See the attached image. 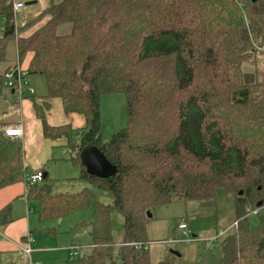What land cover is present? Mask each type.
I'll list each match as a JSON object with an SVG mask.
<instances>
[{
    "label": "trees",
    "instance_id": "obj_1",
    "mask_svg": "<svg viewBox=\"0 0 264 264\" xmlns=\"http://www.w3.org/2000/svg\"><path fill=\"white\" fill-rule=\"evenodd\" d=\"M15 1L0 0V63L9 60L12 44L17 57L15 66L0 72V96L5 75L31 56L25 71L47 82V100L34 102L44 137L66 138L76 159L97 148L117 168L109 179L86 168L79 178L114 197L124 219L120 263L112 206L88 188L53 194L48 176L27 184L24 143L6 137L4 124L0 189L25 182L41 222L94 206L93 252L84 264H174L173 258L151 260L148 212L181 201L208 202L224 190L235 195L239 217L219 264H264V0L51 1L23 27ZM44 17L46 23L23 35ZM67 24L70 33L59 34ZM107 94L126 96L128 125L105 144L101 100ZM51 99H60L67 115L84 116L80 141L72 139L70 125L48 123ZM251 212L261 216L260 226L251 225Z\"/></svg>",
    "mask_w": 264,
    "mask_h": 264
},
{
    "label": "rangeland",
    "instance_id": "obj_2",
    "mask_svg": "<svg viewBox=\"0 0 264 264\" xmlns=\"http://www.w3.org/2000/svg\"><path fill=\"white\" fill-rule=\"evenodd\" d=\"M24 2L34 1L36 3L24 6L18 12L16 18L19 27H23L29 22L34 21L45 8L49 6L51 1L59 3L62 0H21ZM49 20L48 17L34 23L33 26L24 31L23 35H31L38 27L42 26ZM71 25L67 24L59 28V34H69ZM260 50H264L260 48ZM8 61L0 63V72L8 67L17 64V57L14 45H10L8 50ZM247 72H252V68L248 64L245 65ZM29 75L28 81H23V87L28 90L34 89V94L26 93L24 98L31 102L30 110L34 120L37 116L34 109V102H41L47 96V82L43 75ZM40 76V77H39ZM31 78L34 81L31 82ZM19 95L11 94L10 89L6 86L5 92L0 96V124L20 123L22 118L26 121L24 112L21 114V101ZM59 102L60 100H55ZM54 103L52 114L57 120L59 117L66 116L63 110H59L60 105ZM23 111V109H22ZM59 111V114H58ZM57 115L56 117L54 116ZM102 115V133L101 139L103 143H108L112 138L125 129L128 125L127 100L124 94H107L101 100ZM37 118V119H36ZM38 122V121H37ZM26 123V122H25ZM21 125V124H19ZM23 125V124H22ZM6 126L3 125L2 128ZM77 126H74V128ZM79 128L82 126H78ZM3 129H1L2 131ZM81 130H72V139L76 142L80 141ZM22 139V138H20ZM23 141V140H22ZM58 141L54 147L51 161L45 166V171L49 173V180L54 182L53 194H75L85 188L94 192L97 200L105 205L112 206L111 211V230L114 242L115 261L120 263L118 255L124 238V219L120 212L114 206L113 195L106 194L100 189L91 186L89 183L82 181L79 177L82 174L83 163L81 154L76 159L74 150L67 146L66 138L55 140ZM24 143V142H23ZM28 160L32 158L34 162V150L29 145ZM34 168L30 166L28 171L34 173ZM39 207V203H38ZM153 219L148 226L149 239L152 242L150 247V258L153 262H165L173 258L174 264H219L221 259V248L226 237L234 234V225L238 222L237 200L235 195L228 194L224 190H219L215 198L208 202L202 201H181L167 206L155 207L152 209ZM261 216H264V209L261 210ZM251 212L250 222L253 227L260 226V217ZM94 219V206L90 208L75 211L63 218L41 222V227L47 230L56 229L60 233L59 247L69 246L74 243L82 248L83 259H87L93 252V235L91 223ZM180 223H186L189 234V240L183 238V232L179 229ZM226 232V236H218L219 232ZM38 232H36L37 234ZM195 236V237H194ZM56 243V242H55ZM53 241L52 245L55 244ZM51 247V245H50ZM153 250H158L155 254ZM177 253V254H174ZM179 254V256H178ZM264 256V253H263ZM36 263V262H34ZM39 263V262H38ZM23 264V263H22ZM39 264H49L42 261ZM84 264V262H82Z\"/></svg>",
    "mask_w": 264,
    "mask_h": 264
},
{
    "label": "crops",
    "instance_id": "obj_3",
    "mask_svg": "<svg viewBox=\"0 0 264 264\" xmlns=\"http://www.w3.org/2000/svg\"><path fill=\"white\" fill-rule=\"evenodd\" d=\"M30 59L31 56H28L22 65H20L24 71L28 68ZM37 76L38 75H34L33 77ZM32 81H34V78H31V82ZM10 91L12 95L16 94L14 90L10 89ZM23 99L24 100H20L21 114L24 112L27 117L26 121L22 118L20 123H6L4 126L17 127L20 126L19 124H23L24 135L22 140L25 147L26 166L28 169L32 166V168L35 169L34 173L42 171L46 177L49 176V173L45 171V166L51 161L54 147L57 145L56 143H58V141L46 139L44 137L41 121L37 118V120H34L30 110H28V108L31 107V102L26 101L25 98ZM46 100L47 98L45 97L40 103L36 102L42 104ZM55 100L57 99H51L49 101L51 109L47 111V120L51 126L59 127L70 125L72 130H82L85 128L86 121L84 116L79 114L67 115L64 112L61 100L59 99V102H56ZM55 102L58 103V106L60 105L59 110L62 109L66 115L64 117L60 116L57 123L52 114ZM57 115L54 114L55 117ZM74 126L77 127L74 128ZM78 126L82 127L79 128ZM29 145L33 147L35 158L39 159L37 162H34L32 158L29 160L27 158ZM28 172V174H30V171ZM26 191L27 185L25 182H17L0 189V264H27L22 258L19 246L25 244L28 234H32L35 239V244L32 246L33 262L41 263L42 261H45L49 262V264H82V259L84 258L82 255V247L74 243L62 248L59 247L60 233H58L56 229L48 231L47 228L41 227L38 203L37 201L29 200L26 196ZM7 208H10V213L8 217L5 218L3 217V212ZM36 232L38 233L36 234ZM52 241L56 243L52 245ZM73 249L80 252L81 255L71 257L70 254ZM148 249L150 252V247ZM153 252H155V254L159 253L158 250H153Z\"/></svg>",
    "mask_w": 264,
    "mask_h": 264
},
{
    "label": "built area",
    "instance_id": "obj_4",
    "mask_svg": "<svg viewBox=\"0 0 264 264\" xmlns=\"http://www.w3.org/2000/svg\"><path fill=\"white\" fill-rule=\"evenodd\" d=\"M25 6L24 2L20 0H16L14 2V11L19 12L21 9H23ZM27 79V72L24 71L22 68H18L15 70H11L5 75V85L9 88L14 90L20 98H24L26 93H31L34 94V89L29 88L26 90L23 87V81ZM2 132L4 135L8 138H22L24 135V129L23 126H17V127H5L3 128ZM45 178V174L42 171H38L33 174H28L26 183L27 184H36V183H42ZM257 212H255L256 214ZM179 229L183 232V238L186 239L187 241L189 240V234L187 233L188 226L186 223H180L179 224ZM238 227V222L234 225V231H236ZM218 236H226V232H219ZM35 244V239L32 234H28L25 240V244L22 246H19V250L21 252L22 258L27 264H39V263H34L32 259V253H33V248L32 246ZM141 248V247H140ZM71 257H76L78 255H81L80 252L77 250L73 249L71 252Z\"/></svg>",
    "mask_w": 264,
    "mask_h": 264
},
{
    "label": "water",
    "instance_id": "obj_5",
    "mask_svg": "<svg viewBox=\"0 0 264 264\" xmlns=\"http://www.w3.org/2000/svg\"><path fill=\"white\" fill-rule=\"evenodd\" d=\"M254 2H256V0H254ZM34 3L36 2L34 1L26 2L25 5L29 6ZM80 158L87 172L92 176H96L100 179H109L117 174V168L113 166L105 157V155L101 153V151L97 148L94 147L86 148L85 150L82 151ZM148 217L153 218L151 212H148Z\"/></svg>",
    "mask_w": 264,
    "mask_h": 264
}]
</instances>
